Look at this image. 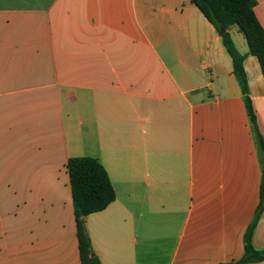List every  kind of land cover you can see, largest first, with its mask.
Here are the masks:
<instances>
[{"label": "crops", "instance_id": "0c3cea01", "mask_svg": "<svg viewBox=\"0 0 264 264\" xmlns=\"http://www.w3.org/2000/svg\"><path fill=\"white\" fill-rule=\"evenodd\" d=\"M255 13L264 27V0ZM244 67L264 137V75L253 55ZM75 157L116 192L86 220L102 264L243 257L264 168L232 59L191 0H0V264H82Z\"/></svg>", "mask_w": 264, "mask_h": 264}, {"label": "trees", "instance_id": "16d2710c", "mask_svg": "<svg viewBox=\"0 0 264 264\" xmlns=\"http://www.w3.org/2000/svg\"><path fill=\"white\" fill-rule=\"evenodd\" d=\"M221 35L222 43L232 59L233 74L244 96L247 112L255 136L260 161L264 168V137L261 135L257 117L250 97L247 72L244 67L248 55L255 56L264 75V27L260 23L255 7L257 0H191ZM237 26L244 35L249 49L241 53L231 35V28ZM67 169L71 181L75 208L77 237L82 264H102L93 250L87 231V217L106 210L116 200V192L105 167L91 157H75L68 161ZM264 212V169L261 185L260 204L254 219L248 227L244 241L245 253L239 260L225 264H254L264 261V250L253 244L254 231Z\"/></svg>", "mask_w": 264, "mask_h": 264}, {"label": "rangeland", "instance_id": "374dc122", "mask_svg": "<svg viewBox=\"0 0 264 264\" xmlns=\"http://www.w3.org/2000/svg\"><path fill=\"white\" fill-rule=\"evenodd\" d=\"M241 37L244 39V37L241 35ZM244 42H245V39H244Z\"/></svg>", "mask_w": 264, "mask_h": 264}]
</instances>
